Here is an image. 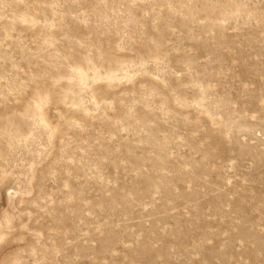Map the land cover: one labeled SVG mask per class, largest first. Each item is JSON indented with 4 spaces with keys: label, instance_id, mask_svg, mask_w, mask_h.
Masks as SVG:
<instances>
[{
    "label": "rangeland",
    "instance_id": "rangeland-1",
    "mask_svg": "<svg viewBox=\"0 0 264 264\" xmlns=\"http://www.w3.org/2000/svg\"><path fill=\"white\" fill-rule=\"evenodd\" d=\"M0 264H264V0H0Z\"/></svg>",
    "mask_w": 264,
    "mask_h": 264
}]
</instances>
